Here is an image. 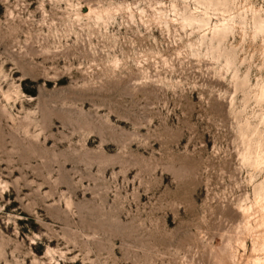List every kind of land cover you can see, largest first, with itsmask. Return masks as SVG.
Masks as SVG:
<instances>
[{"label": "rangeland", "instance_id": "obj_1", "mask_svg": "<svg viewBox=\"0 0 264 264\" xmlns=\"http://www.w3.org/2000/svg\"><path fill=\"white\" fill-rule=\"evenodd\" d=\"M263 88L264 0H0V264H248Z\"/></svg>", "mask_w": 264, "mask_h": 264}, {"label": "bare ground", "instance_id": "obj_2", "mask_svg": "<svg viewBox=\"0 0 264 264\" xmlns=\"http://www.w3.org/2000/svg\"><path fill=\"white\" fill-rule=\"evenodd\" d=\"M214 27L217 32L226 31V26L224 25V23H221L219 25H214ZM261 98L264 99V88L261 92ZM254 198H255L254 205L252 204L249 206L248 205L241 206L238 212L240 219L243 222V227L245 228V230L254 232L252 239V250H251L253 254L251 255V260L248 261L247 263L264 264V258L262 256H259V252L264 251V195L257 193V195ZM243 241L240 243L241 245L239 244L242 247L244 246ZM234 259H235L234 253H230L226 255L227 264H231L234 261Z\"/></svg>", "mask_w": 264, "mask_h": 264}]
</instances>
